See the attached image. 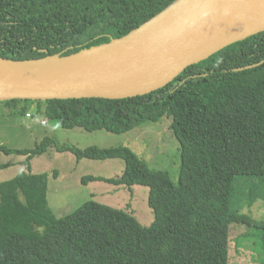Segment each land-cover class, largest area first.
<instances>
[{
	"label": "trees",
	"instance_id": "obj_1",
	"mask_svg": "<svg viewBox=\"0 0 264 264\" xmlns=\"http://www.w3.org/2000/svg\"><path fill=\"white\" fill-rule=\"evenodd\" d=\"M172 1L0 0V55L71 54L126 35ZM0 102L36 103L60 126L88 131L124 133L168 116L181 145L178 183L126 145L82 149L50 136L34 149L2 145L29 158L56 145L78 159L123 158L120 176L87 175L83 183L148 186L155 216L144 225L134 209L91 198L57 217L48 206V175L20 171L0 181V264H232L235 230L238 246L257 234L264 249V218L246 211L264 201V31L145 95Z\"/></svg>",
	"mask_w": 264,
	"mask_h": 264
},
{
	"label": "water",
	"instance_id": "obj_2",
	"mask_svg": "<svg viewBox=\"0 0 264 264\" xmlns=\"http://www.w3.org/2000/svg\"><path fill=\"white\" fill-rule=\"evenodd\" d=\"M263 31L264 0H173L106 43L32 59L0 55V101L145 95Z\"/></svg>",
	"mask_w": 264,
	"mask_h": 264
},
{
	"label": "rangeland",
	"instance_id": "obj_3",
	"mask_svg": "<svg viewBox=\"0 0 264 264\" xmlns=\"http://www.w3.org/2000/svg\"><path fill=\"white\" fill-rule=\"evenodd\" d=\"M23 104L14 107L0 102V147L4 145L14 149H34L47 136L56 138L61 144L68 143L82 149L90 146L126 145L150 167L168 172L175 183L179 182L181 145L171 128L172 119L168 116L144 122L124 133H113L105 129L88 131L82 127L64 128L41 112L36 103ZM24 106L27 107L26 111H22ZM125 167L123 158L103 161L78 159L72 151L59 150L57 145L49 146L32 158L0 148V181L10 179L20 171L31 170L34 173L47 174L48 206L57 217L74 211L86 200L94 198L114 207L134 209L139 221L150 225L155 214L149 206L148 186L130 187L103 180H93L86 184L82 181L87 175L117 177L123 173ZM56 170L59 172L58 176L53 174ZM246 211L258 219H263L264 201L260 198ZM232 237V264L264 262V249L257 234H250L244 241H239V246L237 230L233 231Z\"/></svg>",
	"mask_w": 264,
	"mask_h": 264
}]
</instances>
